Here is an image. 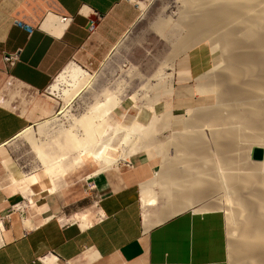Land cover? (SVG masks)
<instances>
[{
    "label": "crops",
    "instance_id": "1",
    "mask_svg": "<svg viewBox=\"0 0 264 264\" xmlns=\"http://www.w3.org/2000/svg\"><path fill=\"white\" fill-rule=\"evenodd\" d=\"M136 19L130 0H0V264H42L48 256L56 264H228L222 212L175 213L176 203H158L152 195V180L160 174L153 151H137L99 174L89 173L80 185L53 180L51 187L32 186L33 196L32 176L25 177L7 151L28 126L49 115L42 93L54 77L71 61L102 60ZM10 54L17 61L7 66L3 56ZM204 57L197 49L186 55L177 64L176 84L184 73L195 79L204 73ZM12 84L32 95L25 112ZM177 105L173 92L152 105V115L169 112L171 127ZM152 115L139 113L135 120L149 125ZM93 209L97 216L86 227L69 220Z\"/></svg>",
    "mask_w": 264,
    "mask_h": 264
},
{
    "label": "rangeland",
    "instance_id": "2",
    "mask_svg": "<svg viewBox=\"0 0 264 264\" xmlns=\"http://www.w3.org/2000/svg\"><path fill=\"white\" fill-rule=\"evenodd\" d=\"M187 1L189 2V0H130L136 7L137 19L130 29L113 45L106 56L92 64L84 63L80 60L70 62L86 70L91 75L90 79L79 91L75 90L74 92L73 90L68 92L67 95H62V90L66 89L68 85V79L59 81L58 77L63 69L69 65L68 63L54 77L48 87L49 90L42 93V98L49 104V115L28 126L26 129L28 133L26 134L25 132L18 135L8 145L7 151L12 160L25 174L35 177L37 186H34L37 188L47 184L51 187L48 181L49 177L45 174L43 163L51 160L53 156L62 158L59 166L55 171H52L55 176H51L52 173H50L55 185H59V182L61 184L73 182L76 185H80L85 175L94 173L101 164L84 159L80 163L79 161L77 162L82 155H79L81 154L80 151L73 149V147L66 149L67 146H70L65 142V132L72 129L76 130L77 136L85 139L80 133V127L75 125L74 121L80 118L95 101L102 102L106 93L107 95H113L116 99L118 98L117 100L120 103L118 102L109 115V119H107L108 125L106 124L104 134L96 135L95 138L101 142L110 139L111 147L120 151L124 150L127 154L140 150L153 151L159 161L156 173L161 174V176L160 174L154 176L152 180V195L158 197V203L161 201L166 203L168 200L170 204L179 203L178 205H180L183 201L188 200L187 202L191 203L198 199L182 211L222 212L226 223L228 264H249L251 260H253L254 264H258V260L254 259L247 249L246 251L244 249V253L242 252L243 256L239 259L234 257L232 253V242L237 240L236 238L240 232L236 231L234 225L236 227L239 224L241 225L244 214L243 216L241 215L243 213L242 207L236 206L235 201L230 200H236L238 193L244 196L241 197L245 198L246 201L248 197L250 199V196H258L260 197H257L258 199L262 198L260 203L264 205V171L260 170V162L255 161L257 164L255 166L254 161L251 159V153L254 148L264 150V135L261 132L257 135L254 134L252 132L254 130L247 127V124L245 125V118L241 119V121L235 116H228L232 112L230 111L231 108L238 104L235 94L230 95L232 97L228 101L226 100L227 98L225 99L221 96L220 98L214 94L218 93L217 86L210 85L211 81L209 82V80L225 74L220 68H215V61L211 56L212 47L209 42L201 43L204 46L201 44L194 45L188 50L178 51L180 53L173 51L187 33L181 21L188 17L191 18L198 12L195 1L192 0L188 4L186 3ZM256 1L254 4L255 7H258L256 5L261 0ZM203 47H206V49H201ZM196 49L205 56L204 66L206 71H203L204 73L197 79L188 72L184 73L182 75L184 79L176 84L177 80L174 73L177 71V64ZM241 49H236L232 46L226 52L234 55L236 54L234 52H237L236 56H233V54H230V56L237 59L240 58L239 60L244 56L247 59L246 61H249L251 59V54L248 53L249 50L247 48ZM219 58L221 59V57ZM171 62H173L175 71L173 72V81L170 86L169 80L165 79V76L168 73H172L173 69L169 68L168 70L167 68V63ZM195 69L197 68L195 67ZM221 73L224 75H221ZM246 78L244 81L240 79L241 82H239L242 83L243 81V83L248 84L250 81L248 77ZM179 83L183 87L178 85ZM207 84L209 85L207 86ZM229 86L231 87L232 84ZM229 86L228 88H230ZM11 87L16 95L18 108H20L21 112H25L27 104L32 100V95L17 84H12ZM174 87L175 90L173 89ZM215 88L216 90H214ZM233 88L236 89L237 85L230 88L232 92L234 91ZM173 92L176 94L178 103V109L174 114L178 116V119L176 120L177 123L168 127L167 122L170 113L152 115L151 107L153 104L169 97ZM221 99L226 101L223 102ZM29 108L32 110L30 105ZM139 113H146L147 116L152 115L151 124H139L135 120V116ZM208 114L211 118H208ZM134 123L142 126L140 133L129 135V138L131 136L129 139V141L131 140L130 144L119 146L118 143L123 136V132L114 134L113 128L118 125L132 127ZM158 124L163 126V128L158 129L156 127ZM195 124L198 125L195 126ZM227 148L230 149L227 150ZM225 153L226 156L224 155ZM130 155L128 154L127 156L129 157ZM75 160L77 163H74ZM223 162L224 164L221 166ZM257 166L258 168H256ZM238 173L240 174L238 175ZM163 175L166 176L167 180L160 178ZM169 178L174 180V184L168 181L170 180ZM175 178L180 180V183H176ZM241 178L243 181H241ZM31 187L28 189L31 190ZM24 198L26 199V196ZM255 201L258 200L256 199ZM170 208L173 209V206ZM228 216H230V221Z\"/></svg>",
    "mask_w": 264,
    "mask_h": 264
},
{
    "label": "bare ground",
    "instance_id": "3",
    "mask_svg": "<svg viewBox=\"0 0 264 264\" xmlns=\"http://www.w3.org/2000/svg\"><path fill=\"white\" fill-rule=\"evenodd\" d=\"M190 1H192V0H189V2L187 1L186 3L188 4V3H190ZM194 1L197 4L196 7H197L198 12L195 13V15L192 16L191 18L188 17V18L181 21V24L185 28V30H187V33H186V35H184L182 40L179 42L178 46L176 45V47L173 51H175V52L176 51L177 52L178 51H185V50L192 48L194 45H200L201 43L206 42V41L209 42L211 44V47H212L211 56L215 61V63H214L215 68L216 69L220 68L222 71H224V74H225L224 75L221 73V75H224V76H220L218 78H213L212 76H210L211 78H213L212 80H209V82L211 81L210 85H215L214 87L217 86V89H218V93H214V94H216V96H218V97L221 96L225 99L227 98L226 99L227 101H228V99H230V97H232L230 95L235 94L236 99H237L236 101L238 104H237V106L234 105V107L231 108L230 111H232V112L228 116L229 117L235 116V117L239 118L240 120L245 118V120H246L245 125L247 124V127H249L251 130H254V131H252V132H254V134L257 135L258 133L261 132L264 135V0H261V2L256 5L258 7H255V4H254L255 2H257L256 0H194ZM201 45H203V44H201ZM232 46L236 49L242 48L243 50H244V48H247L249 50L248 53L251 54V59L249 61H246L247 59H245L244 56L242 57L241 60H239L240 58L239 59H237L236 57L234 58L233 56H236L237 52H234V53H236L235 55L233 53H227L226 52V50L232 48ZM201 49H206V47H203ZM178 53H180V52H178ZM230 54L231 55L233 54V56L231 57ZM227 55H229V56H227ZM218 56L221 57V59ZM220 60H221V62H220ZM167 64H168V66H167ZM167 64H166V66H167L168 70H169V68L172 70L173 69V62L167 63ZM172 74L173 73H170V74L168 73L165 76L166 77L165 79L169 80V85H170V83H172L171 82L172 81L171 79L173 78ZM245 76L248 77V79L250 81L248 84L243 83L244 79L245 80L247 79ZM90 77H91V75L86 70H83L81 67H79L75 63H69V65H67V67H65L63 69V71L61 72V74L58 77L59 81H62L66 78L68 79V85L66 86V89L63 88L64 90H62V95H67L68 92H70V91L72 92L73 90H74V92H75V90L79 91L85 85V83L90 79ZM211 78H208V79H211ZM241 78H243V79H241ZM205 79H207V78H205ZM240 79L243 80L242 83H240L241 82ZM255 81H257V82H255ZM206 82H208V81H206ZM231 84H232L231 87H235L237 85L236 89L233 88L234 89L233 92L231 91V89H230L231 87L229 86ZM233 84H234V86H233ZM208 85L209 84H207V86ZM228 86L230 88H228ZM241 86H242V88H240ZM209 87L214 88L213 86H209ZM243 87H245V88L243 89ZM203 88H204V86H203ZM206 88H208V87H206ZM214 90H216V88ZM105 95L106 96L102 102L95 101L93 104H91L89 106L87 111L85 113H83L82 116H80V118H78L74 121L75 125H78V127H80V133L82 136L85 137V139L79 138L77 136L76 130L72 129V130L65 132V142L67 144H69V146H70V147L67 146L66 149L73 147V149L80 151L81 154H79V155H82L81 157H79V159L77 157V159H78L77 162L79 161V163H80V161L82 162V159H84L86 161H98L101 164V166L98 168V170H96L92 175H95L97 173L99 174V172L107 170L114 165H117L118 161H120L122 159L126 160L128 157L127 156L128 154H133V153L127 154V152H125L122 148H120V149H122L123 151H120V150H117L116 148L111 147L110 146V139L101 142L95 138L96 135H99V134L103 135L104 134L105 129H106L107 119H109V115L111 114V112L113 111V109L116 107V105L119 102L117 100L118 98L116 99L115 96L107 95V93ZM221 100L223 102L226 101L224 99H221ZM220 103H222V102H220ZM207 116H208V118L209 117L211 118V116H209V114ZM201 117H200V119H201ZM243 123H244V121H243ZM197 125L195 124V126H197ZM140 129H142V126L139 125L138 123H134L132 125V127L131 126L118 125L115 128H113V133L117 134V133L123 132V136L119 142V146H120V145H125V144H128L129 142H131V140L129 141V139L131 138L132 134L138 133L140 131ZM143 130H144V128H143ZM25 132H26V130H24L21 134H23ZM27 133L28 132H26V134ZM227 134H228V132H227ZM129 135H131L130 138H129ZM147 135H148V133H147ZM140 143H141V141H140ZM233 145H234V143H233ZM119 146H118V148H119ZM122 147H124V146H122ZM128 148H129V146H128ZM230 148H227V150H229ZM37 151H38V154L40 155V152L38 149H37ZM224 151H225V149H224ZM206 153H208V152H206ZM263 153H264V150H263ZM193 155H192V157H193ZM224 155L226 156V153ZM227 155H228V151H227ZM187 156H188V153H187ZM41 158H42V155H41ZM210 160H213V159H210ZM217 160H218V158H217ZM61 161H62L61 157H56V156L54 157L53 156V158L51 160H47L46 162L43 163L45 166V169H44L45 174L48 175V177H49L48 181L51 185L53 183L51 176H55V173L52 171H55V169L59 166ZM229 161H232V160H229ZM77 162H76V160L74 161V163H77ZM258 162H260V166H259L260 170L262 169V171H264V158ZM254 163H255V161H254ZM223 164H224V162L221 164V166ZM229 164H231V163L229 162ZM254 165L256 166L257 164L255 163ZM174 168H176V167H174ZM256 168H258V166ZM234 169H236V168H234ZM257 171H258V169H257ZM242 172H243V170H242ZM50 173H52V174L54 173V174L53 175L51 174V176H50ZM162 174H164V173H162ZM234 174H235V172H234ZM239 174L240 173H238V175ZM26 176L29 177L28 174H25V177ZM160 178L167 180L166 176H164V175ZM179 178H181V177H179ZM245 179H246V177H245ZM247 179H249V177H247ZM29 180L31 182V186H34L37 184V180L35 179V177H31V179H29ZM168 181H170L171 183L174 184L173 179H170ZM175 181H176V183H180V180H177V178H175ZM241 181H243L242 178H241ZM245 183H246V181H245ZM44 186H46V185H44ZM52 190H53V188L50 191H52ZM30 192L32 193V196H33L34 193L31 190H30ZM237 192H239V191L237 190ZM249 195H247V196H249ZM32 196L28 198L29 202L32 201ZM241 196L242 195L237 193L238 198L236 200H232V199L230 200V201H235L236 206L238 205V206H240V208L242 207L243 213H241V215L243 216V214H244V219H243L242 223L239 222V223H241V225L239 224L240 225L239 226L238 223H237V225L239 227L238 226L236 227L234 225V227L236 228V231H240V232H239L238 237L236 238L237 240L235 242H232V250H233L232 253H233L234 257L239 259L243 256L242 252L244 251V249H245V251L247 249V251L251 253V256L254 257V259L256 258V260H258V264H264V205L260 203L262 198L258 199L260 197L257 196L258 197L257 198L256 196H254V197L250 196L251 200L248 197V199H249V201H248V199L246 197V199H247V201H246L245 198H242L244 196H242V197ZM252 197H253V199H252ZM193 198H196V197H193ZM227 198H229V197H227ZM254 198H256L259 202L255 201L256 199H254ZM191 199H189V200H191ZM197 200H194L193 202H196ZM187 201H183V203H181L180 205H178L179 203H176V205H174V207L177 208L176 211L174 210L175 213L181 212L183 209H186L191 204H193V202L189 203ZM180 202H182V201L180 200ZM97 213H98V210L96 211L95 209H93L91 211H87L84 214L75 215V216L71 217L69 220L74 221L75 223L78 222L81 226L86 227V226L90 225L91 223H93V221L95 220V217L97 216ZM239 216H240V214H239ZM232 217H233V215H232ZM228 219L230 221V216H228ZM69 220H67V221H69ZM231 221H234V220H231ZM245 259H247V258H245ZM250 260H251V258H250ZM248 262H249V260H248ZM41 263L42 264H56V260L52 256H48V257L42 258ZM249 264H254L253 260H251V262Z\"/></svg>",
    "mask_w": 264,
    "mask_h": 264
},
{
    "label": "built area",
    "instance_id": "4",
    "mask_svg": "<svg viewBox=\"0 0 264 264\" xmlns=\"http://www.w3.org/2000/svg\"><path fill=\"white\" fill-rule=\"evenodd\" d=\"M61 20L66 21L67 19L65 17H63ZM14 24L18 27H21L23 29H25L28 33L31 32L32 28L26 24H24L22 21L19 20H14ZM94 29V23H91L89 25V32H92ZM17 61V55L16 54H10V55H4L3 56V62L7 65V66H12L15 62ZM49 88L46 90L48 91ZM19 210V208H18Z\"/></svg>",
    "mask_w": 264,
    "mask_h": 264
},
{
    "label": "water",
    "instance_id": "5",
    "mask_svg": "<svg viewBox=\"0 0 264 264\" xmlns=\"http://www.w3.org/2000/svg\"><path fill=\"white\" fill-rule=\"evenodd\" d=\"M252 161H261L263 159V151L260 148H254L251 153Z\"/></svg>",
    "mask_w": 264,
    "mask_h": 264
}]
</instances>
